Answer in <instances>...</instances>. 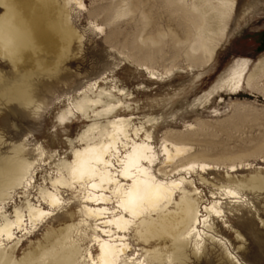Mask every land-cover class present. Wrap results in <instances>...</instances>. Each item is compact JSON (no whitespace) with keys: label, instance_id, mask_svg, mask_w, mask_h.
<instances>
[{"label":"rangeland","instance_id":"374dc122","mask_svg":"<svg viewBox=\"0 0 264 264\" xmlns=\"http://www.w3.org/2000/svg\"><path fill=\"white\" fill-rule=\"evenodd\" d=\"M116 1L83 0L79 9L69 0H11L22 18L33 20L43 31L65 32L67 41L37 37L34 30L35 38L19 56L0 45V168L11 152L23 150L27 167L38 166L34 178L39 182V175L50 172L57 158L69 157L70 141L88 121L80 114L61 121L60 110L88 81L106 76L130 93L125 113L134 116V123L145 120L143 115L151 118L144 125L152 133L155 149L163 136L177 138L192 148L189 155L213 162L212 170L185 174L186 188L201 190L202 204L222 184L236 185L256 171L264 177V69L254 87L244 84L235 92L215 89L206 96L232 60L248 57L252 63L264 53V0L228 1L232 4L227 17L220 19L218 44L207 63L191 60L190 39L180 27L181 38L174 39L169 32L166 23L175 21L163 0H143L145 15L136 8L106 20L105 10ZM208 1L218 7L227 0ZM3 10L0 5V14ZM40 148L47 151L41 162ZM53 150L55 155L49 156ZM230 163L238 164L236 169L229 170ZM172 166L165 168L169 175ZM239 190L241 201L221 199L224 215L213 218L216 237L221 238L205 241L197 252L192 238L186 246L187 264H236L235 260L264 264V182L259 189L241 186ZM68 195L69 191L63 192ZM68 205L66 218L79 206L76 198ZM58 221L53 217L23 236L15 258L25 255L30 242L41 239L45 229ZM234 228L242 235L240 244L234 240ZM154 244L162 250L166 247L162 239L151 240Z\"/></svg>","mask_w":264,"mask_h":264},{"label":"bare ground","instance_id":"6f19581e","mask_svg":"<svg viewBox=\"0 0 264 264\" xmlns=\"http://www.w3.org/2000/svg\"><path fill=\"white\" fill-rule=\"evenodd\" d=\"M69 1L81 8L77 0ZM163 1L175 21L174 25L166 23L169 32L174 39L189 38L191 60L207 63L218 44L220 19L227 17L232 2L214 7L208 0ZM143 2L117 0L105 10L106 20L120 18L136 8L144 14ZM0 5L4 8L0 14V45L12 56H19L28 47L35 38L34 30L37 37L67 41L65 32L43 31L33 20L22 18L11 0H0ZM92 26L102 31L101 25ZM178 27L184 31L183 36ZM143 69L153 75L148 66L143 65ZM263 69L264 53L252 63L248 57L232 60L223 71L225 77L220 76L206 96L215 89L235 92L244 84L254 87ZM106 78L88 81L60 110L63 120L80 114L88 121L75 141H70L69 157L57 158L50 172L39 175V182L34 178L38 166L27 167L23 150L11 152L0 168V264H187L186 246L192 238L195 252L204 248L205 241L221 238L216 237L213 221L224 215L220 200L239 202L243 197L241 186L262 187L264 177L256 171L236 185L216 187L202 204L201 190L187 189L185 174L205 173L213 169V162L203 156L192 157L188 154L191 147L177 138L163 136L155 149L152 133L144 125L151 118L143 115L145 120L134 123V116L125 113L130 107L126 101L130 93ZM45 154L47 151L40 148L39 162ZM74 162L83 175L73 176ZM169 164H173L168 169L170 175L165 169ZM237 165L230 163L228 169L232 171ZM130 187L151 193V201L134 213L125 211L121 203ZM65 191H69L67 197L63 196ZM71 198H76L79 206L66 218ZM53 217L59 219L58 225L46 228L41 239L30 242L27 253L16 259L14 250L22 237ZM233 231L234 240L240 244L242 235L235 228ZM154 239H162L165 249L156 243L151 246ZM130 240L139 245L134 247ZM235 263L240 264L237 260Z\"/></svg>","mask_w":264,"mask_h":264},{"label":"snow or ice","instance_id":"6c2138e0","mask_svg":"<svg viewBox=\"0 0 264 264\" xmlns=\"http://www.w3.org/2000/svg\"><path fill=\"white\" fill-rule=\"evenodd\" d=\"M77 4L79 7L83 8L84 4L79 3V0H77ZM100 29H97L99 31ZM60 120H63V116L60 117ZM83 175L81 169L77 166L72 167V174L73 176H76L77 174ZM121 175H125V173H120ZM127 199L122 200L121 203L123 207L125 208V211H128L130 213H134L135 210L139 207H141L146 202L151 201V193L147 190L141 191L135 187H130L126 193ZM95 264V262H93Z\"/></svg>","mask_w":264,"mask_h":264}]
</instances>
